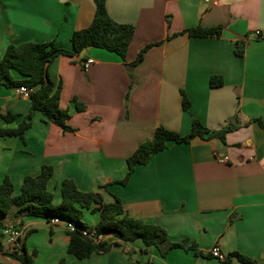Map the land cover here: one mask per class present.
<instances>
[{"label": "crops", "instance_id": "0c3cea01", "mask_svg": "<svg viewBox=\"0 0 264 264\" xmlns=\"http://www.w3.org/2000/svg\"><path fill=\"white\" fill-rule=\"evenodd\" d=\"M105 8L115 22L134 27L124 60L91 48L86 71L78 58L63 56L47 69L73 132L44 123L16 87L0 88V128H15L31 115L22 139L0 137V183L9 178L16 195L25 176L50 166L47 189L55 204L61 181L72 180L104 204L117 197L128 217L160 226L169 242L195 243L204 256L172 249L161 257L139 240L104 235L99 240L112 245L107 252L78 260L66 253L63 223L16 220L12 209L0 215V263L19 264L6 253L24 247L36 253L33 264H241L228 260L234 252L264 264V0H106ZM94 12V0H0V59L8 45L27 42L71 50L72 33L87 28ZM196 27L221 31L218 37L186 33ZM212 77L222 86L210 87ZM6 115L14 117L7 126ZM193 119L210 131L233 129L223 141L170 142L134 167L126 185L101 188L124 177L126 159L156 127L185 136ZM85 214L91 215L84 210L82 219ZM93 215L89 231L98 221ZM18 223L22 236L10 247L3 232ZM214 247L222 260L211 257Z\"/></svg>", "mask_w": 264, "mask_h": 264}, {"label": "trees", "instance_id": "16d2710c", "mask_svg": "<svg viewBox=\"0 0 264 264\" xmlns=\"http://www.w3.org/2000/svg\"><path fill=\"white\" fill-rule=\"evenodd\" d=\"M105 1L94 0L95 12L92 21L87 28L72 33L71 50L61 49L51 42H27L8 45L0 59V88L25 87L30 90L29 99L32 112L42 114L44 123H52L65 132H73L67 126L70 116L66 110L59 107V88L54 91L53 84L48 78V66L61 56L76 57L80 62H83L88 58V55L85 54L80 58L79 53L86 47L114 53L124 60L134 33L132 25L117 23L110 18L106 12ZM220 31V27H196L187 30L186 33L191 37H218ZM147 48L138 53L135 61L128 66L129 71L142 60ZM209 86H222L221 78H210ZM76 108L78 111L83 109L82 105L78 103H76ZM187 108L188 101L183 97L182 110L185 111ZM1 118L6 126L11 124L14 119L9 115ZM30 119L31 115L29 114L26 118L28 122L24 121L15 128H0V137L22 139L25 131L30 127ZM232 129V126H228L224 130L210 131L198 120L193 119L189 134L181 136L158 126L155 128L152 138L140 144L126 159L127 172L124 177L101 188L107 189L111 184L126 185L134 167L147 164L153 154L165 150L170 142L189 143L196 137L201 139L219 138L223 141L225 134ZM52 175V167L42 166L36 176L23 178L19 193L16 195H14L9 178L5 177L0 183V215H7L13 209L16 220L27 217L51 223V220L59 219L70 224L73 230L70 231L66 227L68 235L66 253L78 260L88 258L94 253H105L112 246L104 241H93L82 235V230H89L82 220L84 210H89L91 214H98V221L92 229L96 236L112 235L122 243L139 240L145 247H155L161 257H165L172 249L193 251L197 256H204L197 249L195 243L186 245L184 242H169L166 231L160 226L128 217L117 197H113L112 203L104 204L99 193L82 192L76 188L72 180L61 181L60 202L55 204L53 194L47 189L48 181ZM18 226L19 223L12 225L14 228ZM6 254L18 261L19 264H33L36 256L35 252L28 254L24 247L21 251H12ZM231 258H235L241 264H256L255 261L237 252L228 256V260ZM57 264H65V261L61 259Z\"/></svg>", "mask_w": 264, "mask_h": 264}, {"label": "built area", "instance_id": "2783aa9c", "mask_svg": "<svg viewBox=\"0 0 264 264\" xmlns=\"http://www.w3.org/2000/svg\"><path fill=\"white\" fill-rule=\"evenodd\" d=\"M218 1L219 0H204V2L206 4H210V5H217ZM258 37H259V32L256 31L255 32V38H258ZM92 63H93V61L91 59H86L85 61H83L82 62L83 70L86 71ZM17 92L22 97L28 98L31 91L26 89L25 87H17ZM225 160H226V158L218 159L217 162L223 163ZM60 223H63L67 227L68 230H70V231L73 230V227L70 224H66L59 219L51 220V224H60ZM81 232H82L83 236L88 237V238L92 239L93 241H98L101 237V236H96L94 231L82 230ZM3 234L6 237V242L10 247H15L16 244L18 243V241L20 240L21 236H22V232L18 228L12 227V225L7 226L5 228ZM210 255L213 258H218V259L222 260V256H221L219 249L217 247H214L210 251Z\"/></svg>", "mask_w": 264, "mask_h": 264}, {"label": "rangeland", "instance_id": "374dc122", "mask_svg": "<svg viewBox=\"0 0 264 264\" xmlns=\"http://www.w3.org/2000/svg\"><path fill=\"white\" fill-rule=\"evenodd\" d=\"M83 222L86 224V227L87 228H89V229H91V227H92V222L94 221V220H96V216L95 215H93V214H91V215H89V214H85L84 216H83ZM3 242H5V241H3ZM35 259V258H34Z\"/></svg>", "mask_w": 264, "mask_h": 264}, {"label": "water", "instance_id": "95a60500", "mask_svg": "<svg viewBox=\"0 0 264 264\" xmlns=\"http://www.w3.org/2000/svg\"><path fill=\"white\" fill-rule=\"evenodd\" d=\"M91 49V47H86L84 48L80 53H79V57H83L89 50Z\"/></svg>", "mask_w": 264, "mask_h": 264}]
</instances>
